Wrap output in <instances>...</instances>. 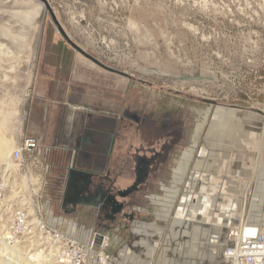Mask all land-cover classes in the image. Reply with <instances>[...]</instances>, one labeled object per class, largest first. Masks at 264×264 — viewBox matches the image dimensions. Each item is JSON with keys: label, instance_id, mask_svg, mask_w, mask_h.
I'll list each match as a JSON object with an SVG mask.
<instances>
[{"label": "rangeland", "instance_id": "rangeland-1", "mask_svg": "<svg viewBox=\"0 0 264 264\" xmlns=\"http://www.w3.org/2000/svg\"><path fill=\"white\" fill-rule=\"evenodd\" d=\"M4 29L17 44L0 42L17 55L0 54V107L18 114L0 118V182L9 169L11 182L24 180L13 150L10 167L2 158L12 136L14 146L25 137L64 138L101 112L115 117L118 164L150 133H163L158 148L177 142L166 172L125 207L132 218L113 223L90 207L66 211L70 159L38 152L44 219L109 235L117 264H225L231 227L264 228V0H0ZM139 117L150 119V133ZM24 240L23 255L37 249Z\"/></svg>", "mask_w": 264, "mask_h": 264}, {"label": "built area", "instance_id": "built-area-1", "mask_svg": "<svg viewBox=\"0 0 264 264\" xmlns=\"http://www.w3.org/2000/svg\"><path fill=\"white\" fill-rule=\"evenodd\" d=\"M38 146L36 137H25L17 143L12 152V159L18 164L14 173L25 169V154L35 152ZM34 165L39 167L38 163ZM11 173L10 169L6 170L0 182V215H6L14 201V209L0 231L2 243L20 246L21 239L25 238L27 245L43 249L56 264H117L109 251V235L94 230L86 241H81L43 218L36 204L45 183L40 170L25 169V185L17 181L14 198L7 199L6 191L12 192L10 179L15 177H10ZM228 236L231 244L222 255L225 264H264V228L260 224L241 223L231 227Z\"/></svg>", "mask_w": 264, "mask_h": 264}, {"label": "flooded vegetation", "instance_id": "flooded-vegetation-1", "mask_svg": "<svg viewBox=\"0 0 264 264\" xmlns=\"http://www.w3.org/2000/svg\"><path fill=\"white\" fill-rule=\"evenodd\" d=\"M135 120L139 129L148 127L150 133L152 123L149 118L139 117ZM110 121L112 132L109 134L108 143L110 153L113 154L119 131L115 128V118H111ZM84 132L85 134L77 141L79 148L82 146L81 140L83 138H93L96 126L85 127ZM162 134H157L154 139L153 134L150 133L146 146H137L133 152L128 151L130 155L124 158L123 163L129 165L126 175L130 178V184L125 187H120L118 183V176L124 173L123 170L118 169L112 173L104 169V163L99 155L95 156V162L89 166L71 165L63 184V206L65 207L67 203L75 205L80 202L91 203L95 215L110 223L116 222L121 215L124 219L132 218L125 211V207L134 201L132 196L145 193V190H148L154 181L166 172L175 155L176 138L173 139L172 137V142L161 143L160 148H158L157 142L160 137L158 139L157 136H162ZM93 150L94 153H97L98 147H94ZM119 197L123 200L118 199Z\"/></svg>", "mask_w": 264, "mask_h": 264}, {"label": "crops", "instance_id": "crops-1", "mask_svg": "<svg viewBox=\"0 0 264 264\" xmlns=\"http://www.w3.org/2000/svg\"><path fill=\"white\" fill-rule=\"evenodd\" d=\"M115 118L114 116L110 115V113L107 112H101L98 114H94V116L89 117L86 116V121L84 124L85 127L90 126H96V132L98 135L95 137L93 136L92 139H82L81 143L82 146L79 148L77 146V141L80 137H82L85 132L84 129L82 132H68L65 134V137L61 138L58 137L57 139L50 135L46 138L36 137L39 142L38 148L35 150L34 154L31 155L26 162L25 169H35V170H41L39 167H35L34 164L38 161V152L42 151H52V150H58L62 153H66L70 159V166L71 165H78V166H89L92 163L95 162L96 155L101 156L102 162L104 163V169H107L108 171H111L114 173L118 169H122L124 173L120 174L118 176V183L120 187L127 186L126 178H127V166L123 163V161L120 162V164L117 163V154L121 150V144L119 143L120 140L117 138L115 150L113 151V154L110 153L109 149V134L112 132V124L110 119ZM94 147H98L97 153H94ZM118 150V151H117ZM117 152V153H116ZM39 162V161H38ZM124 167V168H123ZM42 171V170H41ZM78 204V205H77ZM76 205L73 203H67V205L64 207L66 211L72 209L73 211H77L79 207H90L92 208L91 203H85L80 202ZM74 208V209H73ZM55 225V224H54ZM59 227V225H57ZM60 228V227H59ZM69 231L72 235H74L77 239L81 241H86L87 238L91 235V233L94 231V229H90L91 232L85 233V232H79L72 229V227H67L66 229Z\"/></svg>", "mask_w": 264, "mask_h": 264}, {"label": "bare ground", "instance_id": "bare-ground-1", "mask_svg": "<svg viewBox=\"0 0 264 264\" xmlns=\"http://www.w3.org/2000/svg\"><path fill=\"white\" fill-rule=\"evenodd\" d=\"M38 14H39V10H36V11L31 12L30 14H28L27 21H29V22L32 21L35 17L38 16ZM0 35H1L2 39H4L7 43H10V42L11 43H16L17 36L15 34L13 35L10 30L4 29L3 32ZM16 51H17V49L16 50H14V49L11 50L10 47H8L5 42L4 43L3 42H0V54H1V56L2 55L4 56L3 57L5 59L4 61L9 60L11 58H16V55H17L16 54L17 53ZM18 51H19V49H18ZM26 92H25V94H26ZM5 95L8 96L7 106L9 104H11V102H13V104H14V101H15L16 97L14 98V96H10L11 94L9 95L8 93H6ZM3 101L4 100H2V98H0V105L2 103H4ZM7 108L3 110L0 107V118H2L3 121L9 119L10 117H15L18 114V112L15 111V110H12L11 107L10 108L7 107ZM15 142H16V137L15 136H12V138L10 139V142H9L10 143L9 144L10 146H8L9 148L7 150L4 149L5 150V153H3L4 155L2 154L3 155L2 158L8 160L9 167H10L11 161H12L10 159V157H11L10 154H11V151L15 147L14 146L15 145ZM9 183L11 184V186H13V184H15L14 181L13 182L10 181ZM18 246H19L18 244H16L15 246H8L7 244L2 243L0 241V264L1 263L2 264H56L55 261L50 256H48L43 249H36L32 253L31 252H28L26 255H23L21 253V251L19 250Z\"/></svg>", "mask_w": 264, "mask_h": 264}, {"label": "water", "instance_id": "water-1", "mask_svg": "<svg viewBox=\"0 0 264 264\" xmlns=\"http://www.w3.org/2000/svg\"><path fill=\"white\" fill-rule=\"evenodd\" d=\"M89 58H91L93 61L97 62L98 63V60H96L94 57H91V56H88ZM69 182V181H68ZM70 188L69 184H68V189ZM67 189V190H68Z\"/></svg>", "mask_w": 264, "mask_h": 264}]
</instances>
